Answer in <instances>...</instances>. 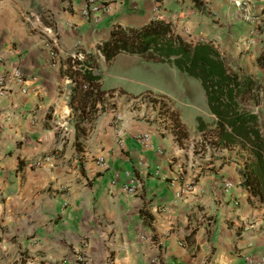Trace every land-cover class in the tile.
<instances>
[{"label": "crops", "instance_id": "1", "mask_svg": "<svg viewBox=\"0 0 264 264\" xmlns=\"http://www.w3.org/2000/svg\"><path fill=\"white\" fill-rule=\"evenodd\" d=\"M197 1L99 0L85 18L86 0H0V264H248L264 255V204L243 188L236 151L212 146L209 110L187 127L176 107L159 112L148 95L104 88V74L131 82L149 62L120 54L106 63L96 46L114 25L153 20L211 42L233 70L264 83V0L241 9V0ZM88 53L105 92L91 124L68 105L76 79L66 71ZM252 110L264 136V101ZM130 179L137 194L122 190Z\"/></svg>", "mask_w": 264, "mask_h": 264}, {"label": "trees", "instance_id": "2", "mask_svg": "<svg viewBox=\"0 0 264 264\" xmlns=\"http://www.w3.org/2000/svg\"><path fill=\"white\" fill-rule=\"evenodd\" d=\"M197 3L194 0V4ZM96 51L106 63L120 54L135 56L145 62L174 67L198 80L208 110L215 117L210 130L212 146L236 151L244 161L243 188L250 197L264 204V136L259 115L252 110L264 101V83L233 70L211 42L186 41L164 20H153L139 28L114 25L109 38L98 44ZM257 63L264 69V52L257 57ZM96 69L97 58L89 53L81 61L68 60L66 71L71 79H76L68 105L77 114L79 123L87 120L91 124L99 112L105 111V92L99 85L102 77ZM147 95L154 103L168 105L164 96ZM167 110H171L170 106ZM171 112L174 126L179 130L177 116ZM197 125L199 131L207 127L200 118H197Z\"/></svg>", "mask_w": 264, "mask_h": 264}, {"label": "rangeland", "instance_id": "3", "mask_svg": "<svg viewBox=\"0 0 264 264\" xmlns=\"http://www.w3.org/2000/svg\"><path fill=\"white\" fill-rule=\"evenodd\" d=\"M244 0H241L242 3ZM149 69L135 76L134 80H114L104 74V88L117 83L121 87L130 89L133 95L164 94L168 96V105L173 110L175 107L181 113L183 122L187 127L195 124L196 116L208 115L205 96L198 80L189 77L177 69L154 63H142ZM111 87V86H110ZM261 110V109H259ZM264 110L262 111V114ZM259 111V115H260Z\"/></svg>", "mask_w": 264, "mask_h": 264}, {"label": "built area", "instance_id": "4", "mask_svg": "<svg viewBox=\"0 0 264 264\" xmlns=\"http://www.w3.org/2000/svg\"><path fill=\"white\" fill-rule=\"evenodd\" d=\"M86 3H87V7L85 9H83V11H82V15L85 18H89L90 16H93L102 7L100 5L101 3L99 2V0H86ZM235 6H236V8L241 9L243 6V2L242 3L240 1L235 2ZM78 57L80 60L82 59L81 56H78ZM13 76H14V78L18 79L19 82L21 81L19 70H15L13 72ZM68 82L72 83V80L69 79ZM4 89H5V85L3 84V80L1 79L0 80V91H3ZM157 104H158L157 109H159V112L160 111H166L169 107V105L162 106V104L160 102H157ZM137 139L143 145H148L150 143V137L146 134L139 136ZM96 164L103 169L107 168V164L103 158H97ZM37 165H39V163H37ZM140 187H141V185L137 180L130 179V181L122 187V190L127 194H137L140 190ZM224 187H225V189L230 188L231 183L225 182ZM247 262H248V264H264V255H262L257 261H255L254 258H251L249 256V257H247Z\"/></svg>", "mask_w": 264, "mask_h": 264}]
</instances>
